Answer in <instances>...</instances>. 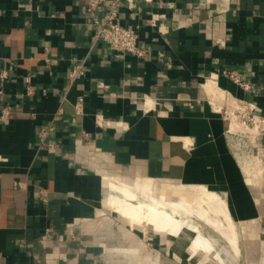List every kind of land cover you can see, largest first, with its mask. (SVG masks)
Here are the masks:
<instances>
[{"label": "crops", "instance_id": "crops-1", "mask_svg": "<svg viewBox=\"0 0 264 264\" xmlns=\"http://www.w3.org/2000/svg\"><path fill=\"white\" fill-rule=\"evenodd\" d=\"M86 2L0 0V264H212L190 236L114 217L105 177L205 188L240 228L245 264H264V182L221 112L227 99L264 115V0H120L142 57L96 40L107 7ZM253 143L262 170L264 135Z\"/></svg>", "mask_w": 264, "mask_h": 264}, {"label": "bare ground", "instance_id": "bare-ground-1", "mask_svg": "<svg viewBox=\"0 0 264 264\" xmlns=\"http://www.w3.org/2000/svg\"><path fill=\"white\" fill-rule=\"evenodd\" d=\"M208 93L215 102L216 90L212 85L208 87ZM241 124L235 116L232 117V131L238 130ZM250 131L252 133V129ZM255 171L257 176L263 173L259 166L255 168ZM250 176L248 174L249 178ZM103 181L107 191L105 205H109L114 212L127 219L130 225L134 227L138 225L144 230L150 227L156 233L170 236L188 235L190 236L189 250L192 255L198 252L211 254L219 264H224V259L220 255L222 251L217 252L213 241L208 239L200 227L188 221L189 215L195 213L205 222V226L213 228V231L220 233V236L222 234V237L224 236L232 245L231 247L229 244L231 248L239 250L238 232L228 214L226 204L220 197L208 192L205 188L162 183L158 184V191L155 192V181L149 179H137L132 185L109 177H105Z\"/></svg>", "mask_w": 264, "mask_h": 264}, {"label": "built area", "instance_id": "built-area-1", "mask_svg": "<svg viewBox=\"0 0 264 264\" xmlns=\"http://www.w3.org/2000/svg\"><path fill=\"white\" fill-rule=\"evenodd\" d=\"M105 4L107 9L104 12L102 20L97 18L91 19V23L96 26L95 39L104 41L109 47L118 54H127L135 57H142L143 51L138 47V33L133 26H124L120 23L118 9L120 7V0H87L86 6L88 11H94L100 4ZM83 70L80 66L74 67L70 73L71 78L80 77ZM225 75L239 88L248 90L249 85L245 83L242 76L238 72L228 71ZM1 78H5V74H1ZM235 102L238 106L237 110L244 113L246 122L253 124L256 129H260L259 135H264V115H259L253 105ZM82 99L75 104L76 114L82 112ZM7 112L0 116L3 119L7 116ZM52 127L42 129L39 133L41 140H44L47 134L52 131ZM262 133V134H261ZM38 198L42 203H47L46 195L43 191H39Z\"/></svg>", "mask_w": 264, "mask_h": 264}, {"label": "rangeland", "instance_id": "rangeland-1", "mask_svg": "<svg viewBox=\"0 0 264 264\" xmlns=\"http://www.w3.org/2000/svg\"><path fill=\"white\" fill-rule=\"evenodd\" d=\"M235 107H238L235 102H232L230 100L227 101V99L222 101L221 112L223 113V116H225L228 119L229 124H230L229 119L230 118L232 119L233 116H235L237 118V120L240 124L242 123L241 127L238 130L232 131L229 134V141H230L231 149H232L235 157L238 159L241 166L247 165L249 167V169H251V168L255 169L256 167L260 166L259 165L260 162L258 159H255L257 156L253 153V146H254L253 142L255 140V137L259 135L258 133H260V129H256L253 124L246 122V116L244 115V113L237 110ZM251 129H252V133L250 131ZM255 162H256V165H255ZM261 166H262V172L263 173L258 178L257 183L264 182V168H263L262 161H261ZM154 191L157 192V190H154ZM113 216L118 218V219L120 218L122 221H124L127 224L129 222V221L125 220L123 217H121L120 215H117L116 213L113 214ZM188 221L190 223H193L195 226L200 227V229L208 237V239L211 240V242L213 241L212 243L215 247V250L217 249L216 250L217 252L220 253L222 251V253H220V255L224 259V264H245L243 258L241 257L240 249L238 251H236V250H234V248H231L232 245L229 242H227L228 240L224 236L222 237V234L220 236V233H218V232L216 233V231H213L214 230L213 228H210L207 225L205 226V222L202 219H200L195 213H191L189 215ZM130 228H132V227H130ZM135 228H139L140 230H142V228H140V227H133L132 229H135ZM149 229H150V231H153L150 227H149ZM235 229L238 232L237 236H238V248H239L240 247L239 246L240 228L237 226V224L235 225ZM162 235H166V234H162ZM187 236L188 235H186L185 237H187ZM214 242H215V244H214ZM229 244L231 245V247ZM226 255H228V257ZM205 256L209 257V258H205V260L212 259L211 255L210 256L205 255ZM227 260H228V262H227ZM209 261L212 264H219V262L214 260V259L209 260Z\"/></svg>", "mask_w": 264, "mask_h": 264}]
</instances>
